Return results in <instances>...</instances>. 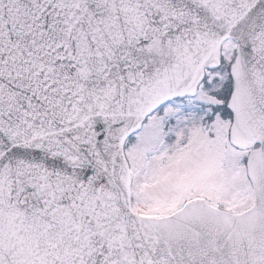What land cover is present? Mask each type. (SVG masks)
<instances>
[{
	"label": "snow or ice",
	"instance_id": "1",
	"mask_svg": "<svg viewBox=\"0 0 264 264\" xmlns=\"http://www.w3.org/2000/svg\"><path fill=\"white\" fill-rule=\"evenodd\" d=\"M0 264H264V0H0Z\"/></svg>",
	"mask_w": 264,
	"mask_h": 264
}]
</instances>
